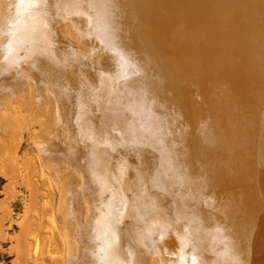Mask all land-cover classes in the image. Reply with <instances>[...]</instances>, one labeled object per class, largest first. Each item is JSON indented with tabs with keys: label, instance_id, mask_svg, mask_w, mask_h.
<instances>
[{
	"label": "bare ground",
	"instance_id": "bare-ground-1",
	"mask_svg": "<svg viewBox=\"0 0 264 264\" xmlns=\"http://www.w3.org/2000/svg\"><path fill=\"white\" fill-rule=\"evenodd\" d=\"M32 123L65 264H264V0H0L8 187Z\"/></svg>",
	"mask_w": 264,
	"mask_h": 264
},
{
	"label": "rangeland",
	"instance_id": "rangeland-1",
	"mask_svg": "<svg viewBox=\"0 0 264 264\" xmlns=\"http://www.w3.org/2000/svg\"><path fill=\"white\" fill-rule=\"evenodd\" d=\"M37 125L28 124L25 130L16 129V134L13 130L9 135H16L10 142L16 143L14 146L18 143L13 147L18 148L16 154L21 160H36L38 174L29 172L26 179L19 178L8 187V177L0 166V215L6 212L0 227V264H65L67 240L59 217L62 184L38 160L32 142Z\"/></svg>",
	"mask_w": 264,
	"mask_h": 264
},
{
	"label": "snow or ice",
	"instance_id": "snow-or-ice-1",
	"mask_svg": "<svg viewBox=\"0 0 264 264\" xmlns=\"http://www.w3.org/2000/svg\"><path fill=\"white\" fill-rule=\"evenodd\" d=\"M21 3H24V0H20Z\"/></svg>",
	"mask_w": 264,
	"mask_h": 264
}]
</instances>
